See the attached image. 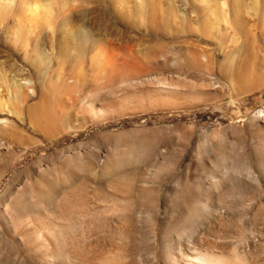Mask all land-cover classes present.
Listing matches in <instances>:
<instances>
[{
    "label": "rangeland",
    "instance_id": "obj_1",
    "mask_svg": "<svg viewBox=\"0 0 264 264\" xmlns=\"http://www.w3.org/2000/svg\"><path fill=\"white\" fill-rule=\"evenodd\" d=\"M20 2L0 7V264H264V0Z\"/></svg>",
    "mask_w": 264,
    "mask_h": 264
},
{
    "label": "bare ground",
    "instance_id": "obj_2",
    "mask_svg": "<svg viewBox=\"0 0 264 264\" xmlns=\"http://www.w3.org/2000/svg\"><path fill=\"white\" fill-rule=\"evenodd\" d=\"M28 1V2H27ZM21 0V4H22V6L24 7H26V6H28V13L30 14V16H34V15H36V14H38V12L41 10V8L39 7V5L37 4V2H36V0ZM12 2V0H0V7H4V6H6V4L7 5H10V3ZM40 9V10H39ZM25 11V10H24ZM45 11H46V9H45ZM25 13V12H24ZM42 14H45L44 13V10H42V12H41ZM26 14V13H25ZM80 38H82L81 36H80ZM166 84V83H165ZM175 84V83H174ZM172 85V84H171ZM173 87H170V89H172ZM174 89V88H173ZM174 95V94H173ZM172 96V95H171ZM175 99H180L181 100V98H183V96H180L179 94L178 95H176V97H174ZM175 99H172L173 101H171V100H168V101H170V102H167V103H165L164 104V106H166L167 108L168 107H170V108H174V107H181L182 106V104H183V102H181V103H179L178 101H180V100H175ZM183 101V100H182ZM261 111H263V110H260V111H258V112H261ZM257 112V113H258ZM0 149H3V147L0 145ZM8 156V155H7ZM11 156H12V154H11ZM10 157V156H9ZM8 157V158H9ZM12 158V157H11ZM17 160V159H16ZM11 162V161H10ZM16 165H17V163L15 162V163H9V161L2 155V154H0V181L2 180V178L8 173V172H12L13 171V175L16 177L17 176V174H15V172H14V169L16 168ZM63 168V167H62ZM65 168V167H64ZM19 179V178H18ZM19 181V180H18ZM117 181V180H116ZM57 182V181H56ZM56 182H50V183H48L47 182V184L46 183H44V184H46L50 189H52V191L54 192V191H58V189L59 190H61L64 186H61V185H59V184H57ZM32 185L30 186L31 188H35L36 189V192H37V199H41V195H40V187H41V184L40 183H34L33 184V182L31 183ZM111 184H115V186H119V184H118V181L117 182H112ZM64 185H67V184H64ZM61 188V189H60ZM26 189H27V187H26ZM42 189V188H41ZM23 190H25V187H24V189ZM7 193V192H6ZM56 193V192H55ZM60 215H62V214H60ZM67 215V214H66ZM24 226V225H23ZM18 227V226H17ZM33 229V228H32ZM1 230V229H0ZM21 231V230H20ZM20 231H16L15 232V237H16V240H18V242H21V243H23L24 242V244L25 243H28L29 245H31L32 246V248H34L35 250H46V251H48L50 254H51V256H55L56 255V252H57V248H55V244H53V241L50 239V238H48V237H44V236H42V235H40V234H38V235H35V237H32L31 238V236H29V237H27V235L25 234V233H27V231L26 232H20ZM25 231V230H24ZM34 233V232H33ZM1 236V235H0ZM2 237V236H1ZM13 240V239H12ZM6 250V249H5ZM4 250V251H5ZM42 252V251H41ZM40 252V253H41ZM182 254V253H181ZM39 255V254H38ZM46 255V254H45ZM10 256V255H9ZM24 259V258H23ZM180 262H181V264H192V263H197V264H205V262H206V259H205V257H203V255L202 256H196L195 258H192V257H190V256H187V255H185V256H182L181 258H180V260H179Z\"/></svg>",
    "mask_w": 264,
    "mask_h": 264
}]
</instances>
